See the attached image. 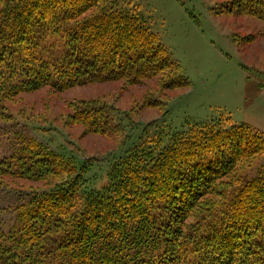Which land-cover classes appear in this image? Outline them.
<instances>
[{"label": "trees", "instance_id": "1", "mask_svg": "<svg viewBox=\"0 0 264 264\" xmlns=\"http://www.w3.org/2000/svg\"><path fill=\"white\" fill-rule=\"evenodd\" d=\"M108 1L0 0L1 110L44 87L190 84L137 8ZM214 1L219 14L259 20L264 37V0ZM108 111L84 104L72 123L104 133ZM9 146L0 183L45 185L0 228V264H264V164L243 176L264 154V137L246 124L153 131L114 160L100 186L85 163L37 137L13 132Z\"/></svg>", "mask_w": 264, "mask_h": 264}, {"label": "rangeland", "instance_id": "2", "mask_svg": "<svg viewBox=\"0 0 264 264\" xmlns=\"http://www.w3.org/2000/svg\"><path fill=\"white\" fill-rule=\"evenodd\" d=\"M115 1L137 8L190 84L168 90L148 81L135 86L106 82L63 92L44 87L24 93L0 109V157L10 148L11 134L22 132L85 163L90 185L100 186L114 160L156 130L170 134L189 124L221 119L246 124L264 137V37L259 20L219 14L214 0ZM148 100L158 107L148 106ZM84 104L109 109L104 133L85 134L72 123L74 111ZM263 164L264 154L244 170V178L256 175ZM44 185L23 179L0 183V228L12 226L16 206Z\"/></svg>", "mask_w": 264, "mask_h": 264}]
</instances>
